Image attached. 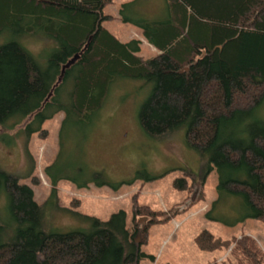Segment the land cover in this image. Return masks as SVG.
Returning a JSON list of instances; mask_svg holds the SVG:
<instances>
[{"label":"trees","instance_id":"1","mask_svg":"<svg viewBox=\"0 0 264 264\" xmlns=\"http://www.w3.org/2000/svg\"><path fill=\"white\" fill-rule=\"evenodd\" d=\"M165 2L160 22L141 16L137 0L120 12L158 50L145 61L139 39L122 43L102 27L113 0H0V127L32 118L24 129L31 134L60 113L64 123H93L116 79H140L152 84L138 112L148 137L184 128L189 149L217 170L220 198L239 201L240 221H264V0ZM37 40L49 43L48 52L33 54L28 42ZM18 178L0 169V199L16 225L9 240L0 225V264H138L145 257L125 211L107 221L83 216L88 228L45 232L44 208ZM197 243L223 245L209 232Z\"/></svg>","mask_w":264,"mask_h":264},{"label":"rangeland","instance_id":"2","mask_svg":"<svg viewBox=\"0 0 264 264\" xmlns=\"http://www.w3.org/2000/svg\"><path fill=\"white\" fill-rule=\"evenodd\" d=\"M134 1L113 0L104 12L112 18L102 27L122 43L139 39L138 55L150 61L158 50L120 13ZM137 2L144 18L166 20L165 0ZM28 43L34 55L49 50V43ZM151 87L140 79H116L99 116L83 126L64 123L66 113H60L31 134L24 129L32 118L13 129L0 127V169L31 186L44 208L47 233L88 228L83 216L107 221L125 211L127 227L137 233L145 254L138 264H264V221H240L239 201L231 195L220 198L219 174L189 149L186 130L150 138L139 126L138 112ZM261 117L264 121V106ZM93 179L110 185H96ZM6 204L2 197L0 225L9 240L16 225ZM204 232L223 245L201 249L197 238Z\"/></svg>","mask_w":264,"mask_h":264},{"label":"water","instance_id":"3","mask_svg":"<svg viewBox=\"0 0 264 264\" xmlns=\"http://www.w3.org/2000/svg\"><path fill=\"white\" fill-rule=\"evenodd\" d=\"M78 58H79V55L76 54L75 57L68 64L65 65L64 69L69 68L70 65L74 64L75 61H77Z\"/></svg>","mask_w":264,"mask_h":264}]
</instances>
